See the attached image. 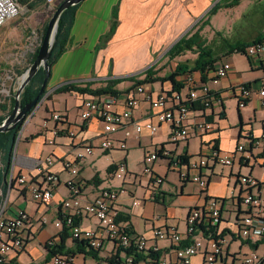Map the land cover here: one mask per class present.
I'll return each mask as SVG.
<instances>
[{
	"label": "crops",
	"instance_id": "0c3cea01",
	"mask_svg": "<svg viewBox=\"0 0 264 264\" xmlns=\"http://www.w3.org/2000/svg\"><path fill=\"white\" fill-rule=\"evenodd\" d=\"M188 1L85 0L78 5L70 35L71 42L52 66L43 100L23 126L27 130L32 119L40 117L38 128L24 132L23 136L21 129L18 142L23 144L11 168L14 176L27 174L32 179L39 180L36 160L45 161L52 157L54 162L50 169L57 177L52 203L45 205L36 202L27 185L11 183V173L7 177L3 176L4 165L0 162V209L7 204L4 217H15L19 210H24L34 220L24 230V236L32 233L25 249L22 252L9 253L4 264H53L50 249L58 248L61 244L63 249L58 248L61 251L58 254L73 253L75 264H98L115 254V245L111 242H107L96 253L87 244L78 247V242L83 241L75 240L68 228L56 226V221L68 212L63 208V202L76 196L69 186L71 181L77 183L80 190L78 196L84 206L99 199L105 190L117 191L119 199L115 208L120 216L119 221L128 223L136 235H145L151 244L158 216L167 218L166 224L177 223L179 231L186 233V219L190 211L203 207L212 198H217L221 200V219L215 232L226 243L223 259H219L216 264H244L245 258L252 253L259 256L261 261L258 264H264V240L248 239L239 233V222L247 213L242 202L246 190L239 181L240 176H252L260 182L253 193L261 197L264 204V146L257 148L252 144L255 138L264 133V98L260 95L264 88V68L257 61L242 53L222 58L218 68L222 63L228 62L231 64V71L228 77L217 84L211 82L214 73H209L205 82L201 74L197 73L199 83L210 86L213 92L220 95L221 100L215 101L210 107L197 104L195 109H191L187 125L205 120L214 123L216 129L202 136L193 133L185 142L171 141L172 125L159 121L160 111L152 108L144 96L135 92L134 81H123L114 87L118 92V100L112 110L122 112L126 108V99L134 95L139 98V104L133 110L129 123L109 135H106L100 118L86 121L81 117V110L86 99L95 98L104 103L109 100L110 94L94 96L78 92H59L61 87L72 84L81 89L104 88L111 81L140 75L154 65L155 77H166L176 70L178 64H193L197 55L192 52L173 60L166 56L175 42L190 32L188 24L194 16L202 14L209 3V0H191L190 3L193 4L187 8ZM244 1L241 0L240 5L235 8H240ZM255 3L261 5L264 1ZM114 13L117 14L118 25L113 36L106 42L104 38L111 29ZM251 16V21L260 27V31L251 37L254 38L264 33V6L252 11ZM47 24L42 31L41 26L37 28L40 30V43L36 45V49L27 47L32 44L27 43L22 34V67H13L16 76L22 71L23 77V72L30 67V61L41 46ZM207 29L204 28L201 34ZM24 31L22 27V33ZM34 31L30 34L33 35ZM14 33L15 29L9 26L7 34L1 36L0 42L7 41ZM190 54L194 57H189ZM144 78L145 75H142L138 79ZM183 78L184 76L178 77L177 80L182 81ZM239 85H247L253 92L252 99L244 108L239 107L238 100L233 95V88ZM144 86L154 95L174 92L173 82L169 80L147 83ZM15 94L16 91L13 95ZM2 104H6L8 108L7 111L0 108V118H7L11 107L10 97L8 103ZM56 112L62 115V121L52 119ZM45 121L46 128L43 127ZM148 123L158 127L155 134L145 128ZM137 126L143 128L141 133L137 132ZM55 131H58V135L54 134ZM69 131H73L74 135ZM106 136L116 144L126 142L127 148L107 152L95 150L84 159L76 176L65 169L64 160L73 159L87 145H97ZM240 144L246 146L251 158L247 160L237 154L233 166L210 164L203 168L202 174L209 181V186L204 190L195 183L182 181L180 167L173 165L180 158L189 162L199 159L201 155L209 153L210 145L232 154ZM155 149L170 153V157H160L149 165L154 175L162 179V183L157 186L151 185L150 176H146L144 182L141 179L138 181L137 175L131 177L133 175L128 161L132 150H140L145 159L146 153ZM120 163H125L129 171L123 180L113 175ZM137 183L144 189L143 199L140 200L133 193L136 190L128 186ZM135 199L140 201L138 207H133ZM131 211L134 212L133 215H130ZM76 222L83 229L96 230L98 227V221L86 215H78ZM202 236L200 233L199 237ZM50 240L54 242L52 247L48 246ZM188 244L189 240L185 242V245ZM158 245L163 254L175 260L174 249L169 240L159 241ZM120 257L125 264L124 254L120 253ZM193 264H203V256L197 255Z\"/></svg>",
	"mask_w": 264,
	"mask_h": 264
},
{
	"label": "built area",
	"instance_id": "2783aa9c",
	"mask_svg": "<svg viewBox=\"0 0 264 264\" xmlns=\"http://www.w3.org/2000/svg\"><path fill=\"white\" fill-rule=\"evenodd\" d=\"M47 6H53L58 0H44ZM22 5L19 0H0V28L6 26L10 21L15 19L21 12ZM246 55L257 61L259 66L264 68V42L250 45L246 49ZM231 64L222 63L214 73L213 84L219 83L222 79L229 76ZM197 73L185 75L182 79L183 90L173 93H161L154 95L148 91L144 85L137 86L135 92L150 103L152 108L159 110V121L172 125L171 141L173 143L185 142L190 135H205L215 131V124L205 120L194 122L191 126L187 125L188 117L191 113L190 103L201 102L205 107H210L215 101H220V95L212 91L208 85L202 86L197 78ZM233 95L237 98L239 107L244 108L247 102L252 99L253 92L247 85H239L233 88ZM264 98V88L260 91ZM118 97L111 95L109 100L101 103L95 98H89L82 104L81 117L88 121L93 118H100L103 123L106 135L113 134L121 130L133 115V110L139 104V98L135 95L126 99V108L122 112L112 110V106L117 102ZM264 105V101H263ZM52 119L62 121L63 117L59 113H54ZM43 127H47V121ZM151 134L158 131V127L152 123L145 126ZM136 130L141 133L143 128L137 126ZM74 135L73 131H69ZM58 135V131L54 132ZM253 146L260 148L264 146V133L252 141ZM209 153L201 155L199 159L191 162L184 161L180 158L173 162L175 167H180V176L182 181H189L199 185L203 190L209 186V181L202 174V169L207 168L210 164L220 166H233L237 154L245 159H250L248 150L244 144H240L232 154L225 153L210 145ZM127 148L126 142L116 144L109 136H106L97 145H87L84 151L77 153L73 159H66L63 162L65 169L73 175H78L80 166L87 156L94 153L95 150L102 152L112 151L113 149ZM264 156V155H263ZM160 157H170L167 150L148 151L145 155V175L150 176L151 185L157 186L162 183V179L155 176L152 167L149 165L156 162ZM16 158H14L13 164ZM39 171V180H34L27 174L14 176L10 175L11 183L16 182L20 186L27 185L33 199L41 204L49 205L53 201L54 188L57 177L52 173L50 166L53 165L54 159L47 158L45 161L36 160ZM264 165V157H263ZM129 174L125 163L118 164L114 171V177L123 180ZM37 181V183H34ZM240 183L244 186L246 193L242 198L243 205L246 209V216L239 222V233L248 239L264 240V204L261 197L253 193L260 182L252 176H240ZM69 186L73 190L72 198L63 202V208L68 212L62 219L56 221V226L68 228L72 237L77 241H83L89 244L95 251H101L107 242L115 245V254L107 261H100L98 264H123L120 253H125V264H193L197 255L203 256V264H216L219 259H223L224 245L226 240L222 238L215 228L221 219V200L212 198L203 207L192 209L186 219V233H181L178 224L175 222L167 223V218L158 216L153 229V244L143 234L136 235L131 231L129 224L119 221V213L115 208L118 203L119 194L117 191L105 190L99 199L95 202L83 205L79 195V188L75 181H71ZM140 201L135 199L133 207H138ZM7 204L0 209V264H4L7 255L11 252H22L25 249L26 242L32 237V233L24 236V230L34 221L33 218L24 210H19L15 217L6 218ZM134 212L131 211L130 215ZM78 215L94 217L98 221L96 230L83 229L76 222ZM202 237H199V234ZM170 241L173 246L175 260L169 259L163 254L159 247V241ZM189 240L190 244L185 245ZM53 240L48 242L52 247ZM129 251V253H127ZM149 251L157 258H141L137 256L148 255ZM159 254V256H158ZM260 258L257 253H252L246 257L244 264H258ZM53 264H75L74 257L68 254H57L53 256ZM226 264V263H223Z\"/></svg>",
	"mask_w": 264,
	"mask_h": 264
},
{
	"label": "trees",
	"instance_id": "16d2710c",
	"mask_svg": "<svg viewBox=\"0 0 264 264\" xmlns=\"http://www.w3.org/2000/svg\"><path fill=\"white\" fill-rule=\"evenodd\" d=\"M225 1L223 4L222 2ZM20 4L26 5L30 7L31 9H35L38 6L41 5H46L44 0H19ZM63 2V1H62ZM61 2V3H62ZM241 3V0H220L216 5H214L211 10L208 12V17L213 14H217L220 9L226 8H234L236 6H239ZM78 5L72 6L68 8L64 13L62 14L60 21H59V26H58V31L55 37V42H54V47L51 52V57L49 60V64L53 66L55 62L64 54L66 49L68 48L70 44V35L72 32V27L74 25V16H75V11ZM206 16V17H207ZM117 14L114 13V21L112 23L111 29L109 33L105 36L104 40L107 42L115 33V30L118 25V20H117ZM49 22V21H48ZM208 21H205V18L202 19L197 25L195 29H192L188 34H186L184 37H182L167 53V57L170 60H173L179 56H182L186 54L187 52H192L197 55V58L194 60L193 64L187 65V64H178L177 68L175 71L170 73L166 77H155L156 73L154 72V66L145 71L144 73L131 77V78H126V79H117L114 81H111L109 84H107L104 88H99V89H81L76 86L72 85H67L63 86L59 89V92H78L80 94H91L94 96H101L105 94H110V95H115L118 96V92L114 90L115 85L131 80L135 82L136 87L140 85H144L147 83H154V82H165L167 80L172 81L174 85V90L173 91H182L184 84L183 81H178V77H182L188 74L192 73H200L202 76V80L205 82L207 79V75L209 73H215L216 70L218 69V64L221 62L222 58L227 57L229 55H232L234 53H242L246 55V49L256 43H261L264 42V33H260L258 36H255L254 38H249L248 40L244 41H237L236 43L229 44L227 46L228 48L223 49L222 53L219 55H213V50L209 47V44L207 42V39L204 38L205 35H202L201 32L204 30L205 26L208 25ZM48 25V24H47ZM47 29V27H46ZM46 29L44 33L46 32ZM256 33L253 32L252 36L255 35ZM216 36H221L220 32H215ZM39 49H37L35 55L33 56L32 60L30 61V66L35 62L37 59V56L39 54ZM247 56V55H246ZM29 67V66H28ZM30 68V67H29ZM28 68V69H29ZM27 69V70H28ZM26 70V71H27ZM25 71V72H26ZM25 72H23L25 74ZM19 75H22V71L19 72ZM145 75V78L140 80L138 79L140 76ZM46 76V71L42 67L39 69L37 74L31 79L29 84L26 86L24 91L22 92L20 96V101L23 106L26 104L32 102L37 96H39L40 90L42 88L44 79ZM45 92L43 93L44 96ZM11 101V107L9 110L12 111L14 104L16 102V98L14 95L10 97ZM199 104L200 106H204L201 102H193L190 103L191 109H195L196 105ZM0 108H2L3 111H7L6 104H0ZM6 118H0V126L3 124ZM27 118H25L16 129H13L9 132H3L0 133V162L4 165V171H3V176L7 177L11 173V168L13 164V159H14V151L17 143V139L20 135L21 129L23 128V125ZM185 162L187 160L184 159ZM0 174V185L2 184L1 181V176ZM14 183V182H13ZM87 244V247L93 251V252H99L95 251L93 248L89 246L88 243L86 242H78V247L79 246H84ZM58 248L63 249V245L61 244ZM58 248L50 249V253L53 256L57 255L58 252H61L60 250L58 251ZM129 253V251H127ZM68 255H72L70 252H67ZM73 256V255H72ZM159 256V254H158ZM139 259L141 258H157L152 254V251H149L148 255H142V256H137Z\"/></svg>",
	"mask_w": 264,
	"mask_h": 264
},
{
	"label": "rangeland",
	"instance_id": "374dc122",
	"mask_svg": "<svg viewBox=\"0 0 264 264\" xmlns=\"http://www.w3.org/2000/svg\"><path fill=\"white\" fill-rule=\"evenodd\" d=\"M62 1L64 0H58L51 7L41 5L35 9H31L28 6L21 4L22 7L20 14L6 26L1 28L0 38L2 35L4 36L7 34L9 26H12L13 29H15V33L7 41L0 42V103H8V98L11 97L15 91H18L23 79L22 75L16 76L13 70V67L15 66L22 67V34L23 37L26 38L27 43L32 44L27 45V47L30 49H36V45L40 43V30L38 31L37 28H40L41 26V31L44 29V26L50 21ZM219 1L220 0H209L208 7L204 8L202 14L194 16L192 22L188 24V27L190 28L189 30L192 31V29L196 28V25L202 18H205V21H208L209 19L208 25L205 26V28L208 29L203 35H205L204 38L207 39L209 47L213 50V55L221 54L222 50L228 48L227 46H229V44L248 40L252 37L253 32L257 34L260 31V27H258L255 22L251 21V13L254 10L262 9L264 6V4H261V6L260 4L255 3L256 1H258V3H263L264 0H245L243 5L238 9L235 7L229 9L223 8L220 9L217 14L208 17L209 10H211L214 3H218ZM190 2L191 0L186 2L188 4L186 5L187 8L190 4H193ZM224 2L225 1H223L222 4ZM22 27L25 30L23 33ZM33 30H35V33L31 35L30 33ZM215 32H220L221 36H216ZM189 57L194 56H191L190 54ZM39 123L40 117L33 118L27 130H25L26 128H22V136L24 135V132L27 133L29 130L35 131V129L38 128L37 126ZM22 144L23 143L18 142L17 140L14 158L18 156ZM128 161L130 163V172H132L133 175L131 177L137 175L139 179L138 181L141 179L144 182V178L147 175L144 174L145 164L142 152L140 150L130 151ZM128 186L133 190H136L133 191L136 198L139 200L143 199L144 189L142 185L137 183L135 185L128 184ZM123 254L125 256L124 252Z\"/></svg>",
	"mask_w": 264,
	"mask_h": 264
},
{
	"label": "water",
	"instance_id": "95a60500",
	"mask_svg": "<svg viewBox=\"0 0 264 264\" xmlns=\"http://www.w3.org/2000/svg\"><path fill=\"white\" fill-rule=\"evenodd\" d=\"M83 1L85 0H64L59 5L56 12L54 13L52 18L48 22V26H47L44 38L42 40V43L39 49V54L37 56V59L22 77L23 79H22L21 85L15 94L16 102L14 104V107L11 113L5 119L3 124L0 126V133L9 132L13 129H16L25 118L27 119L30 118L31 113H33L34 109L42 102L43 96L41 95H43V93L45 92L48 81L51 77L52 66L49 64V60L51 57V52L54 47L55 37L58 31L60 18L62 14L64 13V11H66L68 8L75 6V5H79ZM216 4L217 2L214 3V5ZM179 40L180 39H178L175 43H177ZM42 67L46 71V76H45L42 88L40 90L39 96H37L32 102L23 106L20 101V96L22 92L24 91V89L26 88V86L31 81V79L37 74L39 69Z\"/></svg>",
	"mask_w": 264,
	"mask_h": 264
},
{
	"label": "clouds",
	"instance_id": "9594fccd",
	"mask_svg": "<svg viewBox=\"0 0 264 264\" xmlns=\"http://www.w3.org/2000/svg\"><path fill=\"white\" fill-rule=\"evenodd\" d=\"M24 126V125H23ZM13 161H14V159H13Z\"/></svg>",
	"mask_w": 264,
	"mask_h": 264
}]
</instances>
